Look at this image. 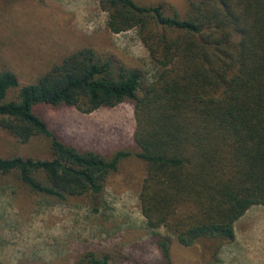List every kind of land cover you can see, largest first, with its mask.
Listing matches in <instances>:
<instances>
[{
  "label": "trees",
  "instance_id": "1",
  "mask_svg": "<svg viewBox=\"0 0 264 264\" xmlns=\"http://www.w3.org/2000/svg\"><path fill=\"white\" fill-rule=\"evenodd\" d=\"M184 4L178 12L164 0H99L109 32L135 30L153 76L90 47L27 78L0 56V129L19 145L46 143L44 158L0 154V180L56 204L82 198L96 214L107 178L136 158L145 168L138 203L154 264H173L172 237L186 248L210 241L215 262L234 242L236 222L264 207V0ZM123 103L133 107L134 147L110 155L64 142L37 111L89 114ZM72 264L112 261L85 251Z\"/></svg>",
  "mask_w": 264,
  "mask_h": 264
},
{
  "label": "rangeland",
  "instance_id": "2",
  "mask_svg": "<svg viewBox=\"0 0 264 264\" xmlns=\"http://www.w3.org/2000/svg\"><path fill=\"white\" fill-rule=\"evenodd\" d=\"M164 1L178 12L185 7L184 0ZM106 21L99 0H0V56L27 78L75 49L90 47L153 76L156 68L135 30L112 34ZM37 111L64 142L81 150L110 155L134 147V111L128 103L89 114L48 106ZM45 149L43 139L19 145L0 129L2 155L15 150L44 158ZM144 174L140 161L124 159L107 178L104 205L96 214L82 198L56 204L0 180V264H72L85 251L106 252L112 264H154L138 203ZM210 244L186 248L172 237L173 264H264V207H253L236 222L234 242L221 247L215 262L209 261Z\"/></svg>",
  "mask_w": 264,
  "mask_h": 264
}]
</instances>
